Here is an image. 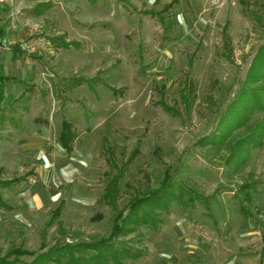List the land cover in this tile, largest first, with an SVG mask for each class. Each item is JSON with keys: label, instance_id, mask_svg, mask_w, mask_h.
Here are the masks:
<instances>
[{"label": "rangeland", "instance_id": "obj_1", "mask_svg": "<svg viewBox=\"0 0 264 264\" xmlns=\"http://www.w3.org/2000/svg\"><path fill=\"white\" fill-rule=\"evenodd\" d=\"M171 1L0 0V256L108 237L116 213L102 201L104 152L113 146L122 164L140 152L119 181L123 214L180 166L205 170L185 184L217 200V223L197 203L129 235L142 256L127 264H264V146L234 180L200 146L264 46V0ZM52 37L78 46L56 48ZM67 78L98 81L71 91ZM63 119L77 133L70 154L59 142ZM244 182L256 189L250 202L241 195L247 214L234 197Z\"/></svg>", "mask_w": 264, "mask_h": 264}, {"label": "trees", "instance_id": "obj_2", "mask_svg": "<svg viewBox=\"0 0 264 264\" xmlns=\"http://www.w3.org/2000/svg\"><path fill=\"white\" fill-rule=\"evenodd\" d=\"M180 1L172 0L166 7H171ZM241 3L245 4L246 0H241ZM43 6L44 4H39L36 11H41ZM3 33L4 28H0V39ZM223 35L220 56L226 60V28L223 29ZM49 41L56 48L69 49L78 46L77 42L67 41L62 37H52ZM97 81V78H67L63 80V86L71 91L84 84L93 89ZM4 88L5 78L0 73V98L3 96ZM109 89L117 92L114 88ZM192 89L193 83L190 82L181 91V97L187 108L190 106L189 95ZM164 107L167 111H172L169 107ZM76 138L77 133L72 122L63 119L59 142L68 154L73 151V142ZM200 141V146L205 149L207 156L223 161L228 180H234L239 176L252 159L254 152L264 146V46L253 59L245 81L227 105L214 131ZM104 153L108 155L109 172L102 201L116 213L109 236L93 242L56 244L41 254L14 248L0 256V264H127L130 260H138L142 254L130 246L126 238L144 226L157 229L162 222V215L169 213L171 208H194L200 203L202 208L209 210L208 216L214 223L218 222L215 213L216 198L198 195L195 189L186 185L184 181L193 177L201 178L207 172L189 166H180L174 170L167 169L161 185L146 194L131 198L127 204V213L123 214L119 209L121 197L119 181L128 163L132 162L140 152L134 150L129 161L123 164L115 156V147H106ZM0 185L6 186L8 182H0ZM255 190L254 183L244 182L238 190L242 194L239 192L234 194L236 200L238 199L240 213L247 214L243 202L244 200L250 202ZM6 205L0 197V207L6 208ZM59 214L58 209L55 215ZM24 256H34V259L26 262L21 259Z\"/></svg>", "mask_w": 264, "mask_h": 264}, {"label": "crops", "instance_id": "obj_3", "mask_svg": "<svg viewBox=\"0 0 264 264\" xmlns=\"http://www.w3.org/2000/svg\"><path fill=\"white\" fill-rule=\"evenodd\" d=\"M4 77V76H3ZM5 86H6V84H5ZM4 92H5V88H4ZM3 96H4V93H3ZM3 96H2V98H3ZM2 98H0V99H2Z\"/></svg>", "mask_w": 264, "mask_h": 264}]
</instances>
